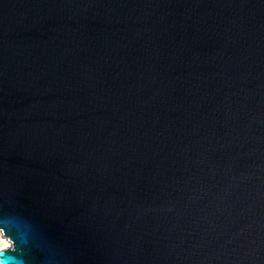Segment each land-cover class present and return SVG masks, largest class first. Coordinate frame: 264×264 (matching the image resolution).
<instances>
[{
  "label": "water",
  "instance_id": "1",
  "mask_svg": "<svg viewBox=\"0 0 264 264\" xmlns=\"http://www.w3.org/2000/svg\"><path fill=\"white\" fill-rule=\"evenodd\" d=\"M0 264H264V0H0Z\"/></svg>",
  "mask_w": 264,
  "mask_h": 264
},
{
  "label": "bare ground",
  "instance_id": "2",
  "mask_svg": "<svg viewBox=\"0 0 264 264\" xmlns=\"http://www.w3.org/2000/svg\"><path fill=\"white\" fill-rule=\"evenodd\" d=\"M2 236L3 235L0 232V249L6 247L9 244L8 240L3 239Z\"/></svg>",
  "mask_w": 264,
  "mask_h": 264
},
{
  "label": "rangeland",
  "instance_id": "3",
  "mask_svg": "<svg viewBox=\"0 0 264 264\" xmlns=\"http://www.w3.org/2000/svg\"><path fill=\"white\" fill-rule=\"evenodd\" d=\"M2 234V233H1ZM3 239H6L4 236H2ZM9 242V241H8Z\"/></svg>",
  "mask_w": 264,
  "mask_h": 264
}]
</instances>
